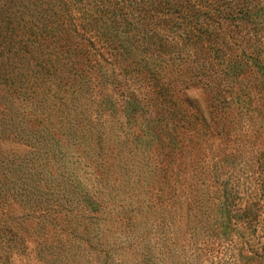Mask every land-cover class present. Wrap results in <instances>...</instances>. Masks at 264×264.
<instances>
[{
  "label": "rangeland",
  "instance_id": "1",
  "mask_svg": "<svg viewBox=\"0 0 264 264\" xmlns=\"http://www.w3.org/2000/svg\"><path fill=\"white\" fill-rule=\"evenodd\" d=\"M96 52L102 50L96 48ZM89 59L93 66L90 71L81 72L80 77L68 75L73 80H67L65 85L55 81L58 89L65 92L53 95L38 86L37 80L29 100L37 108H48L51 124L68 122L67 131L60 128L45 138L33 124L28 136L36 137L39 132L44 139L42 142L39 135L33 141V137L32 147L27 146L24 135L12 138L11 133L0 134V155L7 156L11 151L34 158L37 148L40 154L45 152L38 166L37 160L27 167L29 174H36L39 193L48 199L47 191L54 194L57 190L58 196L70 197L66 205L58 201L61 209L56 214L46 210L55 208L53 200L39 203L35 196L28 195L27 205L19 204L15 198L8 201L2 208L10 210V218L15 219L12 224L17 227L20 244L0 245V263L264 264V174L257 173L253 163L261 137L252 133L249 140L241 137L252 123L230 113L223 122L216 123L215 129L187 142L189 136L195 138L181 122L171 139L170 131L163 126L166 117L159 99L143 91L137 82L126 81V62L119 59L121 67L104 74L107 65L94 51ZM256 63L264 65L261 59ZM76 67L86 70L81 64L70 71L75 72ZM251 67L255 76L251 82L259 84L263 79L259 76L261 69ZM186 96L200 111H206L208 96L204 91L190 88ZM27 104L20 98L12 99L6 104L7 116L17 124ZM74 104L79 106L72 109ZM86 123L98 137L86 140L82 134ZM255 123L261 126L258 119ZM235 124L239 128L230 132ZM168 140L177 145L167 159L171 163L166 168L170 167L172 175L167 182L153 169L159 163L163 166L162 154L167 151ZM238 140L250 143V147L241 148ZM10 179L16 180L13 176ZM159 190L163 195L169 192L171 198L149 209L151 220L140 223L138 233L129 237L137 239L141 232H150L147 237L154 243L153 254L139 258V250L133 246L122 248L124 226H119L117 218L129 216L140 208L146 194ZM250 202L257 205L252 222H247L241 212ZM131 250L136 253L126 252Z\"/></svg>",
  "mask_w": 264,
  "mask_h": 264
},
{
  "label": "trees",
  "instance_id": "2",
  "mask_svg": "<svg viewBox=\"0 0 264 264\" xmlns=\"http://www.w3.org/2000/svg\"><path fill=\"white\" fill-rule=\"evenodd\" d=\"M96 48L102 53H97ZM93 51L107 65L104 74L113 67H121L120 59L128 68L124 74L128 75L126 81L137 82L143 91L146 89L159 99L166 117L163 126L170 131L171 139L181 122L192 131L195 139L187 138V142H192L215 129L216 123L223 122L230 113H236L240 121H250L252 124L241 137L249 140L251 133L261 137L253 163L257 173L264 174V65L256 63L260 59L264 62V0H0V134L11 133L12 138L24 135L25 143L32 147L39 135L43 142L47 134L60 128L67 131L68 122L51 124L46 114L48 108H37L29 100L37 80L38 86L53 95L65 92L58 89L55 81L65 85L70 79L68 75L80 77L81 72L90 71L93 66L89 56ZM81 64L86 70L76 67L75 72L70 71ZM255 65L261 69L260 78L263 77L259 84L251 82L255 76L249 69ZM190 88L207 94L206 111H200L186 96ZM17 98L28 104L24 116L15 124L7 116L6 104ZM256 119L261 126L256 125ZM33 124L37 131L44 132V137L39 132L36 137L28 136ZM239 124L233 125L230 132H236ZM90 126H82L87 141L98 137L94 128L88 129ZM238 143L241 148L250 147L248 142ZM176 145L177 142L168 140L167 151L162 154L163 166L159 163L153 169L167 182L172 176L170 167L166 168L171 163L167 159L173 156ZM35 153L37 158L11 151L7 156L0 155V245L20 244L17 227L12 224L15 219L10 218V210L2 208L8 201L15 198L19 204L27 205L28 195L35 196L39 203L53 200L55 208L46 210L56 214L61 202L66 205L70 198L58 196L57 190L54 194L47 191L48 199L38 192L36 174H29L27 167L45 156V152L40 154L37 148ZM41 162L38 160L35 166ZM12 176L16 180H11ZM170 198L169 192L163 195L161 190L146 194L139 209L117 218L119 226H124L123 249L133 246L139 250V258L153 254L154 243L147 237L150 232H141L137 239L129 237L138 233L136 227L140 223L151 220L149 209ZM256 205L250 202L241 212L247 222H252ZM82 231L86 233L84 225Z\"/></svg>",
  "mask_w": 264,
  "mask_h": 264
}]
</instances>
